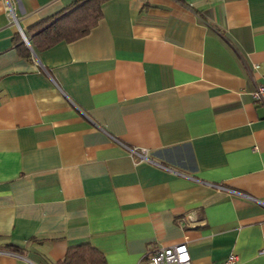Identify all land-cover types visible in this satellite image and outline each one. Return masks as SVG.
Listing matches in <instances>:
<instances>
[{
	"label": "crops",
	"instance_id": "obj_1",
	"mask_svg": "<svg viewBox=\"0 0 264 264\" xmlns=\"http://www.w3.org/2000/svg\"><path fill=\"white\" fill-rule=\"evenodd\" d=\"M12 1L24 30L75 0ZM102 12L86 37L24 57L0 0V264H56L84 243L108 264L181 243L192 264H264V111L251 96L264 0Z\"/></svg>",
	"mask_w": 264,
	"mask_h": 264
},
{
	"label": "trees",
	"instance_id": "obj_2",
	"mask_svg": "<svg viewBox=\"0 0 264 264\" xmlns=\"http://www.w3.org/2000/svg\"><path fill=\"white\" fill-rule=\"evenodd\" d=\"M109 1L111 0H75L56 17L24 29L32 50L18 33L16 40L20 54L32 57L34 53L47 51L60 43H72L86 37L103 19L102 8ZM7 248L14 253H22V249L17 247ZM56 264H108V262L102 252L84 243L69 248L65 257Z\"/></svg>",
	"mask_w": 264,
	"mask_h": 264
},
{
	"label": "built area",
	"instance_id": "obj_3",
	"mask_svg": "<svg viewBox=\"0 0 264 264\" xmlns=\"http://www.w3.org/2000/svg\"><path fill=\"white\" fill-rule=\"evenodd\" d=\"M7 3V11L12 17L13 21L18 25L19 27V33L23 38V41H26L30 44L29 39L25 32L22 31L19 25V21L16 16L15 8L13 5L12 0H6ZM25 43V42H24ZM253 101L256 105H258L260 108L264 111V77L263 81L258 83L255 86L254 91L251 94ZM132 155L139 156L141 160H146V156L143 155L145 151L142 153L137 152L136 150H131ZM217 189L220 190H227L222 186H215ZM239 258L237 255L231 254L229 255L224 261L218 263V264H238ZM139 264H192V258L189 252V249L185 243L169 246V247H160L157 248L150 257H148L146 260L141 261Z\"/></svg>",
	"mask_w": 264,
	"mask_h": 264
},
{
	"label": "water",
	"instance_id": "obj_4",
	"mask_svg": "<svg viewBox=\"0 0 264 264\" xmlns=\"http://www.w3.org/2000/svg\"><path fill=\"white\" fill-rule=\"evenodd\" d=\"M20 28L22 29V31L24 32V30H23V28L20 26ZM25 34V33H24ZM26 36V35H25ZM25 42V44L31 49V46H30V44L29 43H27L26 41H24Z\"/></svg>",
	"mask_w": 264,
	"mask_h": 264
}]
</instances>
